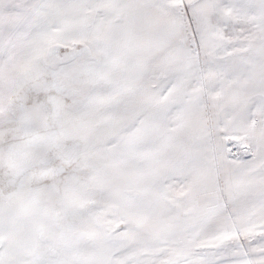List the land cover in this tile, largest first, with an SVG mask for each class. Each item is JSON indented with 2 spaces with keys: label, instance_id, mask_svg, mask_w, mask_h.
Wrapping results in <instances>:
<instances>
[{
  "label": "snow or ice",
  "instance_id": "obj_1",
  "mask_svg": "<svg viewBox=\"0 0 264 264\" xmlns=\"http://www.w3.org/2000/svg\"><path fill=\"white\" fill-rule=\"evenodd\" d=\"M0 264H264V0H0Z\"/></svg>",
  "mask_w": 264,
  "mask_h": 264
}]
</instances>
